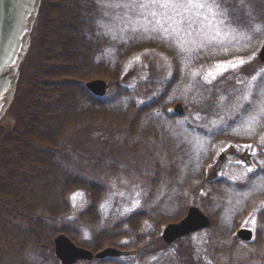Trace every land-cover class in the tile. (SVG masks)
I'll return each mask as SVG.
<instances>
[{"label": "trees", "instance_id": "obj_1", "mask_svg": "<svg viewBox=\"0 0 264 264\" xmlns=\"http://www.w3.org/2000/svg\"><path fill=\"white\" fill-rule=\"evenodd\" d=\"M220 1L234 13L240 12L232 16L249 28L259 18L246 14L242 0ZM106 13L104 0L41 1L9 111L14 114L23 94L27 101L15 112L10 129L0 124V264H62L53 243L59 232L95 251L109 245L128 251L126 256L80 260L76 264H140L149 255L167 251L183 240L167 244L161 231L167 222L185 214L184 192L191 186V179L176 186L177 217L152 203L151 197V202L148 200L121 221H102L100 204L106 182L101 174L109 164L117 169L127 154H143L152 161L156 187H172L182 172L177 148L170 147L175 143L174 136L161 137L157 118L161 110L170 114L169 89L175 78L161 82L158 94H152V85L142 92L130 87L127 74L123 75L126 63L146 46V41L113 40L100 24ZM94 77L110 81L104 96L86 87ZM214 91L201 102L206 106L204 117L221 112ZM141 97L145 101L139 103ZM98 132L105 144L94 152L88 147L82 156L84 144L93 142L91 136ZM77 158L87 166L75 161ZM203 179L204 204L208 206L213 198L207 190L209 183ZM78 189L87 191L89 203L75 214L70 199ZM189 189L198 201L199 187L195 184ZM217 209L222 215L225 208ZM123 237L130 239L123 241ZM193 250L191 244L180 245L177 252L165 253L158 264H199ZM124 258L129 261L123 262Z\"/></svg>", "mask_w": 264, "mask_h": 264}, {"label": "rangeland", "instance_id": "obj_2", "mask_svg": "<svg viewBox=\"0 0 264 264\" xmlns=\"http://www.w3.org/2000/svg\"><path fill=\"white\" fill-rule=\"evenodd\" d=\"M104 1L107 13L102 14L100 24L112 39L115 37L113 40L119 42L123 40L128 42L130 39L146 41V46L128 58L125 74L123 73V75L127 74L128 85L137 87L140 92L144 87L149 88L152 85L154 88L152 94H158L162 90L161 82L175 78V83L169 89L170 96L168 98L170 101L167 110L170 114L166 115L161 110L157 118L161 137L163 134L167 137L170 134L174 136L173 142L175 143L170 147L177 148L179 160L182 162V166L178 167L182 172L180 180L172 187L168 184L156 187V180H154L156 174L151 165L152 161L143 154H127L117 169L112 163L109 164L110 168L105 167L101 174L106 182V194L100 204L102 221L108 222L109 219L114 220L113 223L121 221L130 213L143 208L148 200L151 202V197L153 198L152 203L161 205L163 210L170 212L171 216L177 217L174 208L176 206L174 203L176 186L187 179H191L189 180L191 186L195 185L200 182L202 174V179L207 177L213 181L209 182L207 187V190H212L213 198L211 199L213 203L209 207L213 212L216 211L217 206L225 208L224 217L217 216V224L223 226L228 223L226 227L231 229L230 225H233L232 222L237 216L240 225L252 226L257 230L259 236L264 235V165L259 163L264 160V150L260 144L261 138L264 137V125L253 122L251 133H249L248 114L244 111L238 112L234 108L236 97L243 94V89L240 92L235 91L239 87L236 81L248 82L252 80L253 76L259 80L260 75L258 74H264V63L257 56L264 42V33L256 34L252 28L237 22L232 15L241 13L238 11L234 13L220 0L221 8L231 14V31L229 33L222 32L219 37L213 40L210 38L213 36L214 28L208 27L207 21L194 23L191 30L187 25L174 24L170 29L173 34L167 35L153 31L157 26L152 23L153 18L150 16V12L158 11L157 9H141L138 3L133 4L131 0ZM241 2L245 3L246 14L259 16L254 25L264 28V15H260L264 14V0H242ZM239 58L250 62L234 69L230 68L227 62L235 63ZM106 80L110 86V81ZM212 90L216 94L215 97L221 107V112L204 117L202 112L206 106H202L201 102L205 96L210 95ZM222 97L224 99H221ZM25 101L27 99L23 94L14 107L16 108L14 114L13 111H9V108L2 116L0 124L3 123L5 129H10L14 125L15 112L19 111ZM144 101L145 99L142 97L138 100L139 103ZM177 101H181L185 108L183 114L175 113L174 104ZM245 108H247V104H245ZM86 132V134H91V132ZM86 134L82 139H85ZM91 138L95 140L88 145L84 144L83 150L80 152L83 155L79 154L80 156L85 155V149H90L88 147H91L94 152L105 144L104 137L101 138L100 132L92 134ZM245 145H252V149L246 148ZM226 146L228 153L221 168L207 171L208 166L214 165L222 148ZM252 152L256 154L253 155ZM75 161L82 162L84 167L87 166L79 158ZM167 168L170 169L168 166ZM249 168L253 171L248 172ZM83 170H87V168ZM191 186L188 185L184 192L187 207L195 200L194 195L190 194ZM76 192L83 193V196L77 197L75 201L70 199L75 214L89 203L86 190H75L71 193V197ZM203 195L205 196V193ZM135 200H139L140 203L133 207ZM198 200L201 201L202 198L199 197ZM126 209L128 211H125ZM253 219L255 223H253ZM174 220H178V218L171 221ZM81 233L83 232L81 231ZM85 233L81 235L87 238L88 233ZM209 233L207 230L195 232L177 242L176 245L168 247L167 251L149 255L147 260L140 264H158L167 252L171 253L170 251H176L180 245L185 247L187 244L193 246L194 259L201 258L202 264H219L218 256L205 253L204 244ZM129 239L130 237L122 238L123 241ZM110 246L119 247L117 245ZM247 250L246 244L239 243V246L234 249V255L238 257L246 253ZM126 255L124 254V256ZM223 258L226 259L224 254L221 256V261ZM127 261L129 258L123 259V262ZM184 264L192 263L185 262Z\"/></svg>", "mask_w": 264, "mask_h": 264}, {"label": "water", "instance_id": "obj_3", "mask_svg": "<svg viewBox=\"0 0 264 264\" xmlns=\"http://www.w3.org/2000/svg\"><path fill=\"white\" fill-rule=\"evenodd\" d=\"M41 0H0V119L10 105L20 74V65L30 45L31 31L36 21ZM258 58L264 63V42ZM86 87L96 95L104 96L109 83L105 78L96 77L86 82ZM175 113L183 114L181 101L174 104ZM221 154L219 160L222 159ZM210 224L209 217L197 206H191L188 213L179 220L168 222L162 231L167 243ZM238 234L245 239L251 237V230L242 228ZM54 250L63 264H74L80 259L92 260L107 256H120L126 250L116 246H106L94 252L78 245L66 232L54 237Z\"/></svg>", "mask_w": 264, "mask_h": 264}, {"label": "snow or ice", "instance_id": "obj_4", "mask_svg": "<svg viewBox=\"0 0 264 264\" xmlns=\"http://www.w3.org/2000/svg\"><path fill=\"white\" fill-rule=\"evenodd\" d=\"M131 2L133 4L138 3L141 9L155 8L158 10L150 12V16L153 18L152 23L157 26L153 31L171 35L173 33L170 29L174 24L180 26L187 25L188 29L191 30L194 23L204 21L208 22V27L214 28L213 36L210 40L219 37L222 32L229 33L231 31V14L221 8L219 0H131ZM157 17L159 19H156ZM251 27L252 31L256 34L264 33V28L260 25H252ZM248 39L250 40L251 38L249 37ZM248 62L250 61L239 58L235 63L232 61H228L227 63L230 68L234 69ZM225 71H228V69H225ZM258 75H260L259 80H257L256 76H253L252 80L248 82L243 80L236 81L239 87L235 91L240 92L243 89V94L236 97L234 108L238 112L244 111L248 114L249 133H251L253 122L258 125H264V74ZM221 99L224 98L222 97ZM245 104H247V108H245ZM260 144L262 150H264V137L261 138ZM245 147L252 149V145H245ZM252 154L255 155L256 153L252 152ZM259 163L264 165V160L259 161ZM247 171L252 172L253 169L249 168ZM81 196H83V193L76 192L73 193L71 199L75 201L77 197ZM139 203V200H135L133 207L138 206ZM125 211H128V209ZM253 223H255L254 219Z\"/></svg>", "mask_w": 264, "mask_h": 264}, {"label": "flooded vegetation", "instance_id": "obj_5", "mask_svg": "<svg viewBox=\"0 0 264 264\" xmlns=\"http://www.w3.org/2000/svg\"><path fill=\"white\" fill-rule=\"evenodd\" d=\"M233 145V144H230ZM229 145V146H230ZM234 146V145H233ZM235 151V150H234ZM224 153L222 156V159L219 160L221 154ZM228 153V148L223 147L220 155L218 156L216 162L214 165L208 166L207 171L211 170H219L222 166L223 161L225 160L226 156ZM205 181L207 183L213 182L207 177H205ZM204 179H202V174L200 175V182L197 183L196 185L199 187L200 192L199 196L197 197V200L199 197L202 198L201 201H194L193 204L189 205L187 207L186 204V211L185 214L182 216L184 217L187 213L188 210L191 206H197L199 209H201L210 219V224L208 226L199 228L195 231L190 232L189 234H186L184 236L179 237L178 239L181 238H187L191 234L201 231V230H207L209 233V236L207 237V241L204 244V247L206 249L205 253L206 254H211L212 256H218V261L220 260L219 264H264V235L259 236L257 230L248 225H240V223L237 221V216L234 222H232L233 225L231 229L230 227H226L228 223L224 224L223 226H220V224L216 223L217 216L219 217V211L217 207L215 208L216 211L213 212L211 207H209L213 201L207 203L208 206L204 204V199H203V194L204 192ZM209 191V190H208ZM212 196V190L209 192ZM212 198V197H211ZM218 212V213H217ZM224 213L220 216L224 217ZM170 222V221H169ZM229 226V225H228ZM242 228H246L251 230L252 234L249 239H245L242 236L238 234L239 230ZM163 229V228H162ZM161 237H162V231H161ZM163 239V237H162ZM178 239H176L173 243H175ZM164 240V239H163ZM165 241V240H164ZM166 242V241H165ZM167 243V242H166ZM173 243H167V244H173ZM239 243H243L244 245L246 244V247L248 250L246 253L241 254L238 257H235L234 249H236L239 246ZM224 254L226 259L223 258V261H221V256ZM199 264H202L201 258L198 259ZM218 264V263H216Z\"/></svg>", "mask_w": 264, "mask_h": 264}]
</instances>
